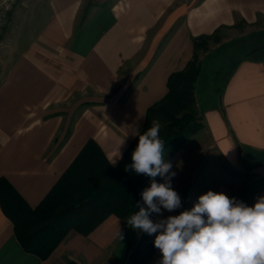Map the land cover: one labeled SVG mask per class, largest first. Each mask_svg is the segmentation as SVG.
<instances>
[{
  "label": "crops",
  "instance_id": "0c3cea01",
  "mask_svg": "<svg viewBox=\"0 0 264 264\" xmlns=\"http://www.w3.org/2000/svg\"><path fill=\"white\" fill-rule=\"evenodd\" d=\"M262 20L264 0H23L0 59V264H159L156 234L143 241L115 214L88 235L71 230L46 260L20 238L124 183L125 155L170 75L192 60L193 38ZM199 106L208 147L169 154L182 207L153 213L154 222L191 210L208 191L249 207L264 197V165L246 170L264 151V60L241 62L219 100Z\"/></svg>",
  "mask_w": 264,
  "mask_h": 264
},
{
  "label": "clouds",
  "instance_id": "9594fccd",
  "mask_svg": "<svg viewBox=\"0 0 264 264\" xmlns=\"http://www.w3.org/2000/svg\"><path fill=\"white\" fill-rule=\"evenodd\" d=\"M160 127L153 120L139 135L133 163L126 166V171L152 178L150 188L141 193L146 207L137 203L139 211L126 223L150 236L156 234L159 264H264V197L249 207L224 193L208 191L191 210L157 222L150 219L153 213L162 216V209L173 212L182 207L172 187L176 173L164 159ZM158 176L163 183L156 181ZM119 237L123 239L121 231Z\"/></svg>",
  "mask_w": 264,
  "mask_h": 264
},
{
  "label": "trees",
  "instance_id": "16d2710c",
  "mask_svg": "<svg viewBox=\"0 0 264 264\" xmlns=\"http://www.w3.org/2000/svg\"><path fill=\"white\" fill-rule=\"evenodd\" d=\"M213 37L215 36L204 35L193 38L194 55L192 60L184 70L170 75L167 83V95L148 109L145 128L141 134L151 127L153 120L158 121L161 126L159 136L164 141L163 153H175L184 145L186 139L203 129L202 114L199 115L196 111V106H199L196 97V83L202 72L203 61L200 58V53L212 54L208 46ZM253 37L255 39L263 38L264 30L220 45L215 53L237 45L245 47L244 43L250 41ZM245 60H264V43L251 47L235 62L232 71L225 80L222 92L233 72ZM138 143L139 137L131 144L125 155L124 183L114 187H106L83 197L78 202L67 205L58 215L47 219V221L35 223L31 229L32 231L20 238L23 248L27 252L37 254L41 259L46 260L71 230L88 235L111 214L127 221L136 211H139V208L136 207L137 203L146 207L141 193L147 175H138L131 169L126 171V166L133 163L132 153ZM246 164L247 171L252 170L255 166L264 165V151L259 153L254 164L248 162ZM121 170L122 168H119V172ZM246 174L243 173L242 176ZM147 240L148 236L145 233L143 241ZM70 264L76 263L71 262Z\"/></svg>",
  "mask_w": 264,
  "mask_h": 264
},
{
  "label": "rangeland",
  "instance_id": "374dc122",
  "mask_svg": "<svg viewBox=\"0 0 264 264\" xmlns=\"http://www.w3.org/2000/svg\"><path fill=\"white\" fill-rule=\"evenodd\" d=\"M261 30H264V20H262L256 27L245 28L241 26L232 33H227L226 35L220 37L215 36L209 41L208 49L213 55L200 53V58L205 56L207 59L202 62V72L196 83V97L198 98L197 100L199 105L205 106L207 104H213L214 102H217L219 100L222 94V89L225 85V80L232 71L235 62L238 61L239 58L248 51V49H251V47L264 43V37L256 39L254 37L251 38L250 41L244 43L245 47L237 45L236 47H228L218 53H215L217 48L220 45L227 44L235 40V38L239 36H243L246 34L248 35L250 33ZM28 37L29 34L25 35V37L22 39L20 48L27 44ZM196 111L199 115H201L202 109L200 106H196ZM186 144H188V146H192L193 150L197 149L198 147L199 150H203L208 147L209 141L203 130H200L186 139L182 147ZM169 154L171 153H163L165 160L167 159ZM206 160L207 162H210V156L207 157ZM151 179L152 178L149 177L150 181ZM244 187L247 186L244 185Z\"/></svg>",
  "mask_w": 264,
  "mask_h": 264
},
{
  "label": "built area",
  "instance_id": "2783aa9c",
  "mask_svg": "<svg viewBox=\"0 0 264 264\" xmlns=\"http://www.w3.org/2000/svg\"><path fill=\"white\" fill-rule=\"evenodd\" d=\"M22 2L23 0H0V59L3 52L2 37L11 22L15 8Z\"/></svg>",
  "mask_w": 264,
  "mask_h": 264
}]
</instances>
